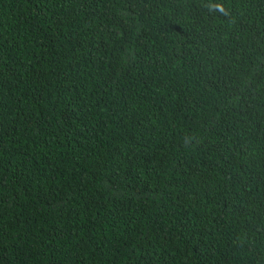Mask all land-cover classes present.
<instances>
[{"label": "trees", "instance_id": "trees-1", "mask_svg": "<svg viewBox=\"0 0 264 264\" xmlns=\"http://www.w3.org/2000/svg\"><path fill=\"white\" fill-rule=\"evenodd\" d=\"M0 264H264V0H0Z\"/></svg>", "mask_w": 264, "mask_h": 264}, {"label": "clouds", "instance_id": "clouds-1", "mask_svg": "<svg viewBox=\"0 0 264 264\" xmlns=\"http://www.w3.org/2000/svg\"><path fill=\"white\" fill-rule=\"evenodd\" d=\"M221 11H223V9L221 8Z\"/></svg>", "mask_w": 264, "mask_h": 264}]
</instances>
